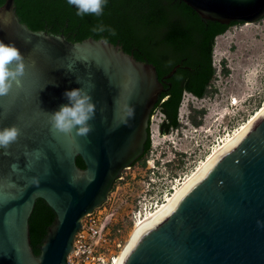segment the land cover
<instances>
[{"label": "water", "instance_id": "water-1", "mask_svg": "<svg viewBox=\"0 0 264 264\" xmlns=\"http://www.w3.org/2000/svg\"><path fill=\"white\" fill-rule=\"evenodd\" d=\"M183 1L224 24L264 17V0ZM0 40L15 43L26 63L22 86L0 97V129L21 130L0 148V264H68L83 218L144 153L163 80L180 65L161 80L154 64L120 44L33 30L18 17L15 0L0 6ZM77 88L96 104L86 138L55 132L49 121V113L69 104L64 93ZM37 198L56 213L39 254L29 224ZM262 224L264 109L135 229L115 264H264Z\"/></svg>", "mask_w": 264, "mask_h": 264}, {"label": "trees", "instance_id": "trees-1", "mask_svg": "<svg viewBox=\"0 0 264 264\" xmlns=\"http://www.w3.org/2000/svg\"><path fill=\"white\" fill-rule=\"evenodd\" d=\"M5 1L0 0V6ZM15 10L21 22L33 30L63 33L71 41L93 37L120 44L138 60L154 64L161 80L180 65L170 78L163 80L164 91L154 109L164 114L159 127L163 134L179 127V109L185 92L199 98L207 95L216 74V39L239 23L205 19L183 0H107L100 17L78 16L77 9L67 0H15ZM100 23L115 29L116 35L94 32L93 28ZM150 148L149 127L145 152ZM77 162L85 167L80 156ZM55 219V211L43 198H38L29 219L36 254L40 253V245Z\"/></svg>", "mask_w": 264, "mask_h": 264}, {"label": "rangeland", "instance_id": "rangeland-1", "mask_svg": "<svg viewBox=\"0 0 264 264\" xmlns=\"http://www.w3.org/2000/svg\"><path fill=\"white\" fill-rule=\"evenodd\" d=\"M214 48L216 74L207 95L199 98L185 92L180 125L167 134L159 129L164 114L153 111L150 150L123 172L102 205L110 226L120 229L118 253L133 229L132 211L138 200L152 207L156 201L163 202L221 137L236 130L264 103V17L231 26L217 37Z\"/></svg>", "mask_w": 264, "mask_h": 264}, {"label": "clouds", "instance_id": "clouds-1", "mask_svg": "<svg viewBox=\"0 0 264 264\" xmlns=\"http://www.w3.org/2000/svg\"><path fill=\"white\" fill-rule=\"evenodd\" d=\"M67 3L77 9L78 16L100 17L103 15L107 0H67ZM93 31L116 35L115 29L108 28L102 23L94 27ZM103 42L107 44L108 41L105 38ZM68 70L71 71V68ZM25 71V57L20 49L15 43L5 44L0 40V97L8 96L14 86L17 88L22 86L20 78L25 75ZM77 82L80 83L78 78ZM64 96L69 104L62 105L59 110L49 113L52 129L69 136L75 130L76 136L88 137L93 131L89 121L96 115V104L93 102L92 95L84 88H77L66 91ZM20 132L21 130L15 125L0 129V148H9L19 139Z\"/></svg>", "mask_w": 264, "mask_h": 264}, {"label": "built area", "instance_id": "built-area-1", "mask_svg": "<svg viewBox=\"0 0 264 264\" xmlns=\"http://www.w3.org/2000/svg\"><path fill=\"white\" fill-rule=\"evenodd\" d=\"M153 207L139 199L137 207L132 211L133 222ZM107 216L101 206L83 218V228L75 235V249L68 255V264H112L117 249L122 246V240L118 236L120 229L111 227L110 221L106 220Z\"/></svg>", "mask_w": 264, "mask_h": 264}, {"label": "bare ground", "instance_id": "bare-ground-1", "mask_svg": "<svg viewBox=\"0 0 264 264\" xmlns=\"http://www.w3.org/2000/svg\"><path fill=\"white\" fill-rule=\"evenodd\" d=\"M235 100L233 101L234 104L238 103V99L234 98ZM264 109V103L257 109L253 114L249 116V118L243 122L236 130H234L232 133H228L224 137H221L220 140H218L217 145L214 146L212 151L199 163V165L182 181H180L179 185L175 187L173 192L171 194L166 195V199L163 202H159L156 205V208L153 210H148L145 214H143L141 217L136 219L134 221V226L133 229L129 235L128 240L126 241L125 245L121 249L119 253H117L113 257L112 264H115L120 255L122 254L124 248L127 246L129 240L131 239L135 229L144 221L149 219L150 217L154 216L158 212H160L162 209H164L167 204L172 200V198L178 193V191L201 169V167L222 147L224 146L230 139H232L238 132H240L246 125H248L255 117L256 115Z\"/></svg>", "mask_w": 264, "mask_h": 264}, {"label": "flooded vegetation", "instance_id": "flooded-vegetation-1", "mask_svg": "<svg viewBox=\"0 0 264 264\" xmlns=\"http://www.w3.org/2000/svg\"><path fill=\"white\" fill-rule=\"evenodd\" d=\"M148 141V140H147ZM146 144H147V142L145 143V151H146ZM144 151V153L136 160V161H134L133 162V164L131 165V166H126L123 170H122V173H121V176L118 178V179H121V178H123V172L125 171V170H127V169H130L133 165H135L140 159H142L143 157H144V155L146 154V152ZM78 157V156H77ZM84 162V161H83ZM77 164H78V162H77ZM85 164V163H84ZM85 168V167H84ZM117 179V180H118ZM111 193V192H110ZM38 199V198H37ZM36 199V200H37ZM33 213V212H32Z\"/></svg>", "mask_w": 264, "mask_h": 264}]
</instances>
